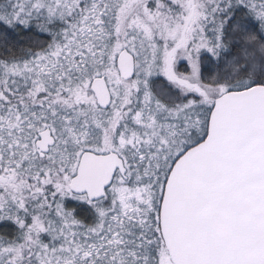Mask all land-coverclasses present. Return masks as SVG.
Returning <instances> with one entry per match:
<instances>
[{"label": "snow or ice", "instance_id": "obj_1", "mask_svg": "<svg viewBox=\"0 0 264 264\" xmlns=\"http://www.w3.org/2000/svg\"><path fill=\"white\" fill-rule=\"evenodd\" d=\"M0 264H264V0H0Z\"/></svg>", "mask_w": 264, "mask_h": 264}]
</instances>
